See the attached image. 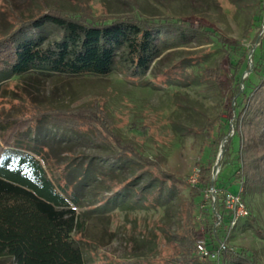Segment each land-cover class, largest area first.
Returning <instances> with one entry per match:
<instances>
[{
	"label": "trees",
	"instance_id": "obj_1",
	"mask_svg": "<svg viewBox=\"0 0 264 264\" xmlns=\"http://www.w3.org/2000/svg\"><path fill=\"white\" fill-rule=\"evenodd\" d=\"M256 15L261 26L253 19L243 33L250 41L258 28L252 44L264 26V0H258ZM194 33L215 41L225 51L233 98L228 117L207 118L196 130L205 138V145L198 156L200 175L195 185L188 184L186 176L166 171L161 157L145 156L135 142L116 133L114 120L100 98L78 106H55L24 94L26 98L16 99L19 112L7 115L12 108L0 109V264L212 263L215 260L198 250L201 235L208 240L210 252L221 250V264H263L248 249L224 245L233 221L224 206L230 192L214 190V165L202 159L207 142L220 145L229 137L231 122L235 132L225 144L220 166L229 162L237 166L234 181L241 184L245 203L249 196L264 194V44L251 57L253 72L242 80L250 69L252 49L215 28L195 27L171 15L147 17L136 8L131 14L112 16L98 15L90 7L76 12L45 8L19 16L9 32L0 33V101L8 83L26 77L106 78L118 72L129 83L143 87L217 84L221 64L206 67L204 55L147 79L166 49ZM48 34L56 37L49 40ZM43 127L87 136L107 153L89 162L75 163L79 158L56 162L59 150L40 142ZM226 127L228 132L223 131ZM235 139L239 145L236 150ZM64 153L68 154L67 150ZM94 158L102 168L92 166ZM125 166L132 172L129 178L119 175ZM211 190L216 192L215 210H211L213 201L208 196ZM84 191L98 192L96 202L81 214L77 208L83 207ZM173 195L181 200L175 212L178 227L172 231L164 224L138 232L149 246L145 255L133 253L128 259H115L103 254L101 258L100 245L85 237V221L99 217L112 222L117 215L132 221L130 231L134 233L137 220H132L133 213L160 210ZM247 218L255 234L264 239V227L258 219L250 212ZM128 237L131 250L136 249L133 234Z\"/></svg>",
	"mask_w": 264,
	"mask_h": 264
},
{
	"label": "rangeland",
	"instance_id": "obj_2",
	"mask_svg": "<svg viewBox=\"0 0 264 264\" xmlns=\"http://www.w3.org/2000/svg\"><path fill=\"white\" fill-rule=\"evenodd\" d=\"M81 7H90L94 13L107 16L131 14L136 8L147 17L163 18L171 15L174 18L191 22L195 27L215 28L229 38L240 40L246 48L252 49L249 54L250 69L243 75L242 80L253 72L251 57L254 54L257 55L259 46L264 44V26L255 43L252 44V39L257 34L258 28L252 34L250 41L243 38L244 31L249 28L253 19H255L256 26L260 27L262 24L256 15L258 0H0V33L9 32L19 16L32 15L36 11L45 10V8H62L76 12ZM47 37L52 40L56 36L48 34ZM202 55L204 56L202 57ZM199 57L203 58L206 67H214L216 63L221 64L222 72L217 84L197 83L166 87L151 84L143 87L129 83L118 72H114L106 78L86 76L73 79L38 80L26 77L21 81L17 78L8 83L2 92L0 109L12 108L6 112L7 115L19 112L21 106H18L20 102L16 99L21 96L26 98L25 95L38 102L51 103L55 106H78L100 98L114 120L116 133L123 139L135 142L145 156L152 159L161 157L163 160L161 166L166 171L186 176L188 184H190L191 176L195 170L199 171L197 168L198 156L205 145V138L196 130L204 126L207 118H216L219 115L228 117L233 106L232 78L229 73L226 53L215 41H209L194 33L166 49L153 65L147 77L149 80L177 63L190 64L193 59ZM131 128H135V130ZM223 131L228 132L227 127ZM234 132L235 127L230 122L229 137L233 136ZM40 134L41 143L59 150L60 158L57 157L58 155H54L58 158L55 159L56 162L57 160L66 162L78 158L75 163L89 162L90 158L107 153L104 148L99 147L87 136L60 132L47 127H43ZM223 141L220 145L212 143V141L206 144L202 162L213 164V171L217 165L219 154L222 151L225 152V145L222 146ZM238 146V141L235 139V150ZM65 150L68 154L64 153ZM92 166L102 168L97 158L92 160ZM236 169L237 166L234 162H229L222 167L219 162L217 174L215 177L213 175V180L216 181L214 190L224 188L228 189L230 193L240 194L242 186L234 181ZM119 175L121 178H129L132 172L125 166L122 167ZM211 191L208 196L213 201L211 210H215L216 192L211 194ZM96 192L98 191L83 192L81 200L83 207L77 208L78 213L82 214L90 204L96 202ZM186 195L187 192H184V196ZM180 201L179 197L173 195L160 210L150 209L133 213L132 220L134 221L135 218L137 220V228L134 233L130 231L132 221H126L123 215L115 216L112 222H107L99 217L87 220L83 228L85 237L88 241L100 245L102 253L99 256L101 258L103 254L115 259H128L133 253L145 255L149 246L148 243H143V237L138 232L150 231L151 227L159 228L164 224L175 231L178 227L175 212L179 210L177 206ZM245 204L248 206L250 214L257 218L264 227V194L247 197ZM208 207L210 208V206ZM225 209L230 211L226 207ZM136 223H133L134 227H136ZM219 224L220 222L216 226L218 227ZM128 234H133V238H135L137 247L134 249L136 251L131 250V246L128 244L130 239ZM200 237L204 240L209 254L216 253L215 251L210 252L207 246L208 240L203 235ZM224 245L248 249L255 253L264 264V239L255 234L250 227L248 218L242 219L237 226L231 228ZM93 248L98 249L94 246ZM212 260L215 261L212 263L199 262V264H221V261H218L216 257Z\"/></svg>",
	"mask_w": 264,
	"mask_h": 264
},
{
	"label": "built area",
	"instance_id": "obj_3",
	"mask_svg": "<svg viewBox=\"0 0 264 264\" xmlns=\"http://www.w3.org/2000/svg\"><path fill=\"white\" fill-rule=\"evenodd\" d=\"M200 172L198 170H195L194 174L191 176L190 179V184L195 185L198 183ZM211 194H214V191H211ZM224 204L225 207L230 210L233 214V221H232V227L234 228L239 224V222L247 218L249 216V210L245 204V202L242 199L241 194H233V193H227L224 199ZM197 247L199 252L203 256H210L212 258H218L220 251L214 253V254H209V252L206 250L205 247V242L204 240L200 237L198 242H197ZM224 245L221 246V249H223Z\"/></svg>",
	"mask_w": 264,
	"mask_h": 264
},
{
	"label": "water",
	"instance_id": "obj_4",
	"mask_svg": "<svg viewBox=\"0 0 264 264\" xmlns=\"http://www.w3.org/2000/svg\"><path fill=\"white\" fill-rule=\"evenodd\" d=\"M251 56H252V54H251ZM244 78H245V77H244ZM227 139H228V138H226V139L223 141V144H222L223 147H224L225 143L227 142ZM223 154H224V151H222V152L219 154V157H218V160H217V165H216V167H215V169H214V171H213V175H214V177H215L216 174H217V168H218L219 162L221 161V159H222V157H223ZM213 179H214V178H213Z\"/></svg>",
	"mask_w": 264,
	"mask_h": 264
}]
</instances>
